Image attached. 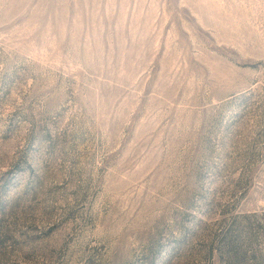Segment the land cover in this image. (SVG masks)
Segmentation results:
<instances>
[{"label":"rangeland","instance_id":"obj_1","mask_svg":"<svg viewBox=\"0 0 264 264\" xmlns=\"http://www.w3.org/2000/svg\"><path fill=\"white\" fill-rule=\"evenodd\" d=\"M0 264H264V0H0Z\"/></svg>","mask_w":264,"mask_h":264}]
</instances>
